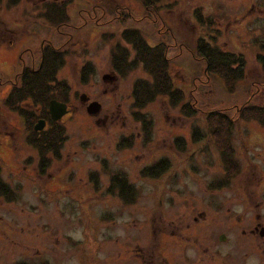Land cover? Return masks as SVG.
<instances>
[{"label":"rangeland","instance_id":"rangeland-1","mask_svg":"<svg viewBox=\"0 0 264 264\" xmlns=\"http://www.w3.org/2000/svg\"><path fill=\"white\" fill-rule=\"evenodd\" d=\"M127 30L167 48L175 87L199 111L193 118L159 98L143 111L152 121L146 136L131 92L136 79L148 77L142 68L121 77L112 67L118 44L131 51L123 40ZM199 39L244 57L245 79L235 90L206 72L195 51ZM263 43L264 0H161L154 9L135 0H0V167L16 195L11 202L0 197V264H88L95 255L97 264L130 258L137 264L133 254L156 244L155 235L160 242L162 233L188 230L203 210L221 211L215 241L229 237L213 251L235 254L231 264H259L264 243L243 231L258 223L255 215L264 222V125L239 117L247 108L264 110ZM46 46L66 55L58 78L70 87L72 115L60 122L66 130L61 159L41 174L25 121L4 100L25 68H39ZM107 75L114 81L105 82ZM83 96L101 105L97 115L88 114ZM212 112L234 122L238 169L230 179L206 127ZM162 161L165 173L148 176ZM120 175L131 203L113 184ZM254 242L260 249H250ZM198 248L184 254L205 257Z\"/></svg>","mask_w":264,"mask_h":264},{"label":"trees","instance_id":"trees-1","mask_svg":"<svg viewBox=\"0 0 264 264\" xmlns=\"http://www.w3.org/2000/svg\"><path fill=\"white\" fill-rule=\"evenodd\" d=\"M14 1V0H12ZM146 9H154L161 0H135ZM62 9V8H61ZM64 14L63 12H61ZM123 40L130 45V49L117 45L113 50L112 67L115 73L126 77L132 71L142 68L148 79L138 78L132 86V100L135 110V118L143 124V131L149 135L152 121L143 111L159 98H167L171 105H182V113L193 118L198 114L192 101H186L184 91L175 87L170 72L171 61L168 58L167 48L163 45H151L137 30H127ZM264 49V43L261 44ZM196 55L205 63L206 72L214 77L221 78L227 89L233 91L238 82L245 79L246 62L241 54L226 51L219 46L212 45L204 39H199L196 44ZM133 52V54H132ZM260 64L264 67V56L258 55ZM66 55L51 46H46L42 51V61L37 69L25 68L21 74L20 86H13L4 100V105L9 111L18 114L28 128L27 144L33 148L39 158V171L44 174L52 165L53 160L61 159L62 148L66 140L65 128L58 122H54L49 113L50 102L67 103L70 98V87L64 81H60L58 74L65 64ZM87 72V69L85 68ZM83 82L87 83L89 73H83ZM245 114L239 119L257 121L264 125V110L245 109ZM40 120L47 122V127L42 132H35L34 126ZM206 127L211 138H215L218 148L227 166V178L230 179L234 168H237L233 160V146L231 136L233 133V119L222 112H212L206 117ZM198 132V130H196ZM194 131L193 140L197 139ZM182 140V139H178ZM222 142V143H221ZM122 143V142H121ZM132 142L129 144V146ZM178 146L182 143L176 142ZM52 159V160H51ZM164 161L148 171L150 177L157 178L164 174L166 167ZM0 167V197L14 201L15 191L3 181ZM126 177L116 176L113 184L121 189V194L127 203L134 201L133 194L128 197L125 192ZM218 188V187H217ZM134 192V188L131 187ZM127 197V199H126ZM132 200H131V199Z\"/></svg>","mask_w":264,"mask_h":264},{"label":"flooded vegetation","instance_id":"flooded-vegetation-1","mask_svg":"<svg viewBox=\"0 0 264 264\" xmlns=\"http://www.w3.org/2000/svg\"><path fill=\"white\" fill-rule=\"evenodd\" d=\"M201 17V15L197 16L198 19H200ZM81 101L87 106L92 102L90 101V98L86 96L81 97ZM66 104L68 105V110L70 112L65 115L64 118L72 115L69 103ZM220 212L221 211H214L215 215H209L208 213L210 212L203 210L197 212L198 214L192 216V218L190 215L189 217L191 218V222L189 224V228H187L188 230L185 229L184 231H177L176 229H174V231L170 232L169 235H163V233L161 232L162 234L159 236L161 238L160 242H158L157 240L158 234L155 235L153 241H156V244L154 243L155 245L153 244V246L147 248V250L145 251L139 249L136 253L133 254L134 260H136L137 264H231V261H233V259L235 258V254L226 253L225 255H223L220 251H213L212 247V245L216 244L217 242V244L222 245L229 242V237L226 234L219 235V241H215L216 235L212 232V229L214 228L213 225L217 223L216 219L221 216ZM240 217L243 218V216H238L239 219ZM253 219L259 220L258 223L251 226L249 228V232L244 229L245 231H243V235L248 233L249 237L255 239L257 238L264 243V222L261 223L262 216L255 215ZM169 239H171L172 241H168ZM184 240H186V242ZM192 240L194 241L191 243ZM251 244L252 248L250 249L253 251L256 247V249H260L259 247L262 246L261 242H254ZM191 246H194L195 249L200 246V248H198L200 254L205 257H191L189 255H185L184 250ZM179 253H181V257H179ZM261 256L264 257V255ZM128 261V264H134L133 259L130 258ZM97 262L98 260L95 255L94 259L88 262V264H97ZM42 263L50 264V261L48 259H45L44 262H38V264ZM17 264H23V262H17ZM259 264H264V259L260 261Z\"/></svg>","mask_w":264,"mask_h":264},{"label":"water","instance_id":"water-1","mask_svg":"<svg viewBox=\"0 0 264 264\" xmlns=\"http://www.w3.org/2000/svg\"><path fill=\"white\" fill-rule=\"evenodd\" d=\"M114 79H115L114 77H110L108 75L103 78L105 82H112L114 81ZM101 108L102 107L99 103L93 102L88 106L87 112L89 115L95 116L100 112ZM49 112L53 121L55 122H60L63 119V117L69 113L68 106L66 104L57 102L55 100L50 102ZM45 127H46V121L40 120L35 125L34 130L40 132L43 131Z\"/></svg>","mask_w":264,"mask_h":264}]
</instances>
